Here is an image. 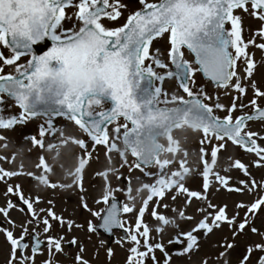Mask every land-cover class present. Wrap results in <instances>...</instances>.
Listing matches in <instances>:
<instances>
[{"label": "snow or ice", "instance_id": "obj_1", "mask_svg": "<svg viewBox=\"0 0 264 264\" xmlns=\"http://www.w3.org/2000/svg\"><path fill=\"white\" fill-rule=\"evenodd\" d=\"M139 3L142 7L130 14L122 26L109 28L103 20L107 18L116 21L120 18V9L125 7L120 0H0V46L11 50L10 56L0 52V62L3 66H13L15 72L4 74V67L0 66V129L10 130L30 118L44 115L48 117L47 129L43 126L40 128V136L44 137L46 132L60 131L53 128L51 117L63 116L73 121L87 134L93 149L95 145H104L109 154L118 153L124 163H127L126 153L130 152L136 158V162L130 165V168H139L142 172L155 166L156 172H145V175L155 177V182L151 185H142L143 188L150 190V195L139 210L141 219L137 220L135 234L130 232V239L136 246L130 249L133 255L129 257V264H143L150 253H153L151 259L154 264H159L154 250L159 249L163 252L164 246L159 243L149 244L150 229L142 225L148 201L153 197L163 198L167 191L173 190L187 193L189 198L201 196L200 193L189 191L183 183L190 172L186 167V159L180 161L178 170L169 172V166L175 160L160 158L162 153H171L175 157L181 151L179 141L172 136L174 129L187 126L193 131L201 132L204 137L200 141L201 144L205 141L211 143L212 139L230 140L248 152H255L260 158L258 165L264 161V147L257 145L256 139H253L258 134L244 132L248 121L264 120V109L258 107L256 99L250 101L254 109L253 114L242 115L233 120L232 112L237 109L235 100L227 109L218 98L214 106H210L204 101L210 100L211 97L207 96L202 88L193 91L194 76L199 71L217 87L225 89L232 87L240 95L246 93V86L242 83L236 66L237 61L243 59L246 64L244 79L253 75L255 63L247 49L250 44H255V39L244 41L241 16L236 13L237 10H241L264 22V0H158V2L139 0ZM68 8L77 9L75 18L78 23L65 29L62 22L71 19L66 13ZM165 33L169 34L170 43L167 61L161 58L159 49L151 51L153 41ZM257 35L264 38V26L257 31ZM46 39L52 42V46L43 54H36L33 46ZM255 46L264 49V43ZM185 48L194 54V62L185 59ZM25 55H30L31 59L26 65L18 64L20 58ZM157 69L165 71L160 72ZM168 79H175L179 89H182L188 98L185 99L176 93L169 95L163 87ZM251 87L256 97H264V92L256 88L255 82L251 83ZM5 96L14 100L21 109L19 115H4L2 106L5 104L3 99ZM105 104H110V108L96 111ZM240 107L247 105L241 104ZM214 108L225 110L228 114L220 118L214 114ZM121 118L125 123H118ZM114 122L116 126L112 129L113 136L110 137L108 125ZM122 129L123 148L117 143L121 140ZM60 134L63 136L62 131ZM159 137L167 138V147L158 142ZM5 139L6 137L0 135V140ZM31 139L34 145L44 147L42 139L35 137ZM71 139L83 150L85 156L90 158L87 142L83 139ZM62 142L68 141L65 139ZM224 146V143H220L213 147L211 165L204 159L207 155L204 148L200 149L201 160L205 166L203 173L205 190L209 187L208 177L213 174L212 168L217 162L218 152ZM183 155L187 157L186 150ZM86 163L87 159L81 158L79 166L71 173L77 181L82 179L80 174ZM234 166L243 169L247 174L246 166L240 161H236ZM37 168L42 169L45 174L40 176H35L31 172L27 174L41 184L57 187L48 180L46 174L51 172V167L44 157L40 158ZM19 174L21 173L0 168V180ZM215 176L222 184H227L224 177L218 173ZM255 187L257 184L253 180L249 191ZM18 190V185L15 190L12 186L8 187V193L15 194ZM113 191L109 188L105 192L102 197L103 203L108 204L110 198L115 200ZM128 191L131 192L130 186ZM172 198L176 199L175 196ZM19 199L32 216L27 223L35 224L36 228L42 223L45 226L44 232H48L51 227L48 218H41L34 208V203L40 202L39 197L33 201L20 194ZM129 199L135 198L129 196ZM261 205H264V198L253 203L248 211L252 213ZM12 207V203L9 202L8 208ZM84 207L87 208V204ZM212 207L214 206L209 204V208ZM226 207H220L215 214L209 213L213 216L211 225L207 223L206 216L192 231L180 234L184 239L178 237L177 242L185 245L181 254L190 253L198 248V237L193 234L194 232L201 229L206 233L211 232L213 226L219 227L220 221H225L229 225L235 224V217L229 218L226 215ZM122 210L125 213L132 212L133 207L125 204ZM119 211L117 205L112 203L100 227L107 232H111L113 227H124L119 219ZM39 212H45V209H40ZM0 213L8 216L6 209H0ZM93 215L99 216L100 213ZM152 215L163 225L174 223L155 210ZM179 215L183 218L184 212L181 211ZM48 216L63 223L62 219L56 217L50 210ZM247 224L246 214L244 221L238 225V231H243ZM68 226L71 228V223ZM21 228L22 233L18 238L12 231L5 230L12 248L9 264H35V257L40 252L42 244L39 233L33 228L31 236L34 244L30 249L31 255H25L24 252L30 247L25 240L29 230L24 225H21ZM89 231H95L91 224ZM157 231L162 232L163 228H158ZM252 231L256 233L258 230L252 228ZM138 236L144 237V247L147 251H139L141 242ZM69 243L75 245L77 242L73 239ZM47 247L49 259L44 261V264H54L52 250L54 248L56 253H61L63 251L61 241L48 237ZM226 247L232 248L233 245L227 244ZM253 251L264 253V243L249 246L248 255L243 257L242 264H247ZM223 255L224 253H221V256ZM169 260L170 258H166L165 264H169ZM76 261L77 264H88L80 255L76 256ZM204 264H207L206 260ZM258 264H264V255L258 258Z\"/></svg>", "mask_w": 264, "mask_h": 264}, {"label": "rangeland", "instance_id": "obj_2", "mask_svg": "<svg viewBox=\"0 0 264 264\" xmlns=\"http://www.w3.org/2000/svg\"><path fill=\"white\" fill-rule=\"evenodd\" d=\"M149 2H158V0H149ZM120 3L125 5V7L120 9V18L116 21H111L107 18L103 20V23L109 28L122 26L130 14L142 7L139 0H120ZM76 11V8H69L67 10L66 13L71 19L62 22L65 29L78 23L75 18ZM236 14L241 16L242 37L244 41L248 42L253 38L255 39V44H250L247 49V52L255 63L253 75L250 78L244 79L246 77V64L243 59L237 61L236 66V71L242 78V83L246 86V93L240 95L232 87L225 89L213 86L204 80L199 71L195 73V86L193 87V91L201 88L206 91L207 96L211 97L210 100H206V103L210 106H214L218 98L219 102L227 109L231 107L235 100L237 109L232 112L233 120L254 112L253 107L250 105V101L253 99L257 100L259 108H264V97H256L254 89L251 87V83L255 82L256 88L264 92V49L255 46L264 43V38L257 35V31L264 26V22L241 10H237ZM228 27L230 28V25ZM156 49L160 50L161 58L167 61V54L170 49L168 33L153 41L151 51L154 52ZM0 52H3L5 56L11 55L3 46H0ZM186 59L189 61L193 60L187 55ZM27 62L28 58L23 57L20 58L18 64L26 65ZM0 66H3L2 62H0ZM3 67L4 74H15L13 66ZM169 67L171 68V65ZM157 71L163 72L165 70L157 69ZM163 87L169 95L176 93L177 95L184 96L185 99L188 98L187 94L182 89H179L178 82L175 79L166 80ZM237 97L239 98L237 99ZM4 100L5 104L2 106L4 108V115H19L21 111L14 102L7 100L5 97ZM241 104L247 105V107L241 108ZM214 114L223 118L228 113L225 110L214 108ZM51 119L53 128L60 131H56L55 133L46 132L44 137L40 136V128L43 126L47 129L48 118L43 116L36 119L30 118L24 123L15 125L10 130L0 129V135L6 137L5 140H0V157H4V159H0V168L21 173L17 176L0 180V209L8 211L7 217L3 213H0V264H7L11 255V250L5 241V230L12 231L16 237H20L19 235L22 233L21 225L26 226L29 231L36 228L35 224L27 223L32 218L31 214L23 213L22 207L17 204L21 185L27 191L26 197H30L33 201L39 197L40 202L34 203V208L41 218L47 217L48 219H52L51 216H48V210H50L56 217L62 219L63 223H59L60 234H67L65 226L71 223L72 229L69 235L61 241L62 247L67 251L69 250L68 243L74 239V235H79V240L87 238L84 233L78 232L74 228L78 220L76 216H78L79 210V195L81 196L80 215L96 210L101 216L109 204L103 203L102 197L109 188L114 190L113 196L122 199V209L125 204L133 207L132 212L123 213V224L129 234L130 232L135 234L137 220L141 219L139 210L144 206V201L150 195V190L143 188L142 185H151L155 182V177L145 175V172H156L157 168L155 166L146 168L143 172L139 168H130V165L136 162L130 152L126 153L127 163H124L118 153L112 152L109 154L104 145H95L93 149L90 138L73 121L65 117ZM118 123L123 124L125 121L120 119ZM115 126L116 123L109 128L110 137L113 136L112 129ZM129 128H131L130 124ZM61 131L63 132V136L60 134ZM122 132L123 129L121 130V140L117 141L121 148H123ZM244 132L257 133L258 136L253 137V139H256L257 145L264 147V121L247 124ZM172 136L180 143V153L173 157L171 153L165 152L160 158L175 160L169 166V172L178 170L180 161L186 159V167L190 169V172L183 183L189 191L200 193L201 196L200 198H189L187 193L173 190L167 191L163 198L153 197L152 200L148 201L147 208L142 217V225H146L150 229L148 243L151 245L159 243L164 246L163 252L159 249L154 250L156 261L159 264H165L166 258H170L169 264H204L205 260L207 264H242L243 257L248 255L247 249L249 246L264 243V205H261L259 209L254 210L252 213L248 211V208L253 203L264 198V161H261L258 165L257 162L260 158L255 152H248L240 146L237 147L230 140L217 141L212 139L211 143L205 141L204 144H201L200 141L204 139L203 134L193 131L187 126L182 129H174ZM32 137L42 139L44 147L34 146ZM71 138L83 139L87 142L88 152L91 153L90 158L85 156L83 150L73 143ZM65 139L68 141L67 143L62 142ZM161 142L167 147V139H161ZM220 143H224L225 146L218 152L217 162L212 168L213 174H210L208 177L209 187L205 190L203 176L205 166L201 160L200 149L204 148L207 153L204 159L211 165V151L214 146ZM49 145H54V147L50 148ZM185 150L188 153L186 158L183 155ZM109 156H111V160H109ZM41 157H44L46 163L51 167V172H48L46 175L50 183L57 185L55 188L41 184L38 180L34 181L32 179L33 176L27 174L30 172L35 176L45 174L42 169L37 168ZM81 158L87 159V163L80 174L82 179L77 181L71 173L79 166ZM236 161H240L246 166L247 174H245L243 169L234 166ZM122 164L123 166H121ZM60 165L62 166L61 168ZM217 173L227 180L226 185L216 179L215 174ZM124 177H127L130 181V193L125 189L123 184L122 180ZM253 180H255L257 187L249 191ZM241 181L244 183H241ZM17 185L19 186V190L15 194L8 193L9 186H12L15 190ZM229 189L233 190L230 191ZM235 189H241V191H235ZM83 191L88 195H84ZM129 196L135 199H129ZM173 196L176 197L175 200H173ZM9 202L13 205L10 209L8 208ZM85 204H87V208L84 207ZM209 204L214 207L209 208ZM241 204L245 205V207L238 208L237 205ZM164 205H167V207ZM224 206H227L226 215L229 218L235 217V224L229 225L225 221H220L219 227L213 226L211 232L206 233L203 229L194 232L193 234L198 237V248L192 250L190 253L181 254L185 245L177 242L178 237L181 240L184 239L180 234L192 231L206 216L207 223L211 225L213 216L209 215V213L215 214L220 207ZM40 209H45V212H39ZM201 209L204 211H201ZM153 210L170 221H174V223L163 225L161 221L153 217ZM181 211L184 212L183 218L179 215ZM246 214L248 224L243 231H238V225L244 221ZM90 216L92 214H89L87 217ZM188 217H191V219ZM9 221L13 223H9ZM4 222L6 223V227L3 228L1 223ZM44 227L41 223L36 228V231L40 230V233L44 235ZM158 228H163V231L158 232ZM252 228H256L258 231L253 233ZM141 231H143V226L141 227ZM138 239L141 242L139 251H147L146 247H144V237L138 236ZM169 241L172 242L170 243ZM104 242L105 239L97 236V238H91L86 241V248L93 249L98 245L103 246ZM176 243L180 244L179 248H176ZM227 244H232L233 247L227 248ZM134 246H136L134 242H126L121 237H118L114 245V252L109 256L111 259L107 260V262L109 264H129V257L133 255L130 249ZM71 251L75 252V250ZM221 253H224V255L221 256ZM152 255L153 253H150L148 258L151 259ZM261 255H264V253L253 251L249 256L247 264H258V258ZM63 262L60 261L59 264H63ZM152 263L154 264L153 260ZM101 264L104 263L101 262ZM145 264L147 263L145 262Z\"/></svg>", "mask_w": 264, "mask_h": 264}, {"label": "flooded vegetation", "instance_id": "obj_3", "mask_svg": "<svg viewBox=\"0 0 264 264\" xmlns=\"http://www.w3.org/2000/svg\"><path fill=\"white\" fill-rule=\"evenodd\" d=\"M85 218V221H83L82 219ZM91 218H94L96 220V216H84L81 215L80 216V220L77 222V224L75 225V229L76 231H80L81 233H86L87 235L89 234V225L91 224L92 226L94 225V223H91L93 220H90ZM96 222V221H95ZM50 224V229L47 233H45L44 235L40 233V230H37V233H39V239L41 240L42 244H41V250L40 252L36 255L35 257V264H44V261L49 259V249L47 247V239L48 237H52L56 240H60L59 234H58V225L54 222L49 223ZM68 231H70V228H68ZM89 236V235H88ZM73 238L75 240L79 239V235H74ZM25 240L27 241V243L29 244V249L26 250L24 252L25 255H31V246L34 244V240L32 239L31 234L29 236L25 237ZM89 240V238H84V245H82L81 243L79 244V246L76 248L75 245H72L70 243H68V248L69 250H65L63 247V251L61 253H56L54 248L52 250V257L54 260V264H59L60 261H64L63 264H77L76 261V256L80 255L81 257H83L84 260L88 261V264H101V262H103L104 264H106L107 261V256H106V249L105 247L98 245L93 249H89L86 248V241ZM6 243L8 244L11 253H12V248H11V244L10 242L7 240V238H5ZM81 248L83 249L81 251ZM71 250H75V252L73 253V251ZM20 253H17V256L19 258ZM11 258V255H10ZM9 258V260H10ZM63 259V260H62ZM9 260L8 263L9 264Z\"/></svg>", "mask_w": 264, "mask_h": 264}, {"label": "water", "instance_id": "obj_4", "mask_svg": "<svg viewBox=\"0 0 264 264\" xmlns=\"http://www.w3.org/2000/svg\"><path fill=\"white\" fill-rule=\"evenodd\" d=\"M49 44H50V42H49ZM46 45V43H44V42H42V43H39V44H37V45H34L33 46V51L36 53V54H40V52H46L49 48L48 47H46V48H44V46ZM194 55V54H193ZM204 75V74H203ZM205 77V76H204ZM205 79L206 80H209L207 77H205ZM210 81V80H209ZM212 82V81H211ZM213 83V82H212ZM214 84V83H213ZM215 85V84H214ZM109 106H110V104H108ZM255 120H260V119H255ZM248 122H250V121H248ZM247 122V123H248ZM111 124H109L108 125V127L110 126ZM161 137H159V139H160ZM164 138H166V137H164ZM159 139H158V142H159ZM125 184H126V187L128 188L129 187V183H128V181L125 179ZM112 203H115L116 205H117V208L120 210L119 211V219L121 220V216H122V214H123V211H122V209H121V204H122V202H121V200L120 199H115V200H113L112 201ZM111 203V204H112ZM111 206V205H110ZM106 214H107V212H106ZM105 214V215H106ZM121 222H122V220H121ZM103 223V218H102V220H101V224ZM98 229H100V230H103L105 233H106V235L110 238V242H109V246H111V244H112V242H113V240L115 239V236H114V232L116 231V230H120V231H122L123 233H124V235H125V239H127L128 238V234L125 232V230H124V228L123 227H113L112 228V230H111V232H107V231H105L104 230V228H102V227H99Z\"/></svg>", "mask_w": 264, "mask_h": 264}]
</instances>
